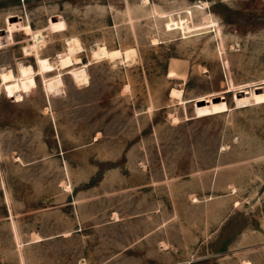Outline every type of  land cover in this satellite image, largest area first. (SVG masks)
<instances>
[{"label":"rangeland","instance_id":"374dc122","mask_svg":"<svg viewBox=\"0 0 264 264\" xmlns=\"http://www.w3.org/2000/svg\"><path fill=\"white\" fill-rule=\"evenodd\" d=\"M9 68L0 264H264V0H0Z\"/></svg>","mask_w":264,"mask_h":264},{"label":"bare ground","instance_id":"6f19581e","mask_svg":"<svg viewBox=\"0 0 264 264\" xmlns=\"http://www.w3.org/2000/svg\"><path fill=\"white\" fill-rule=\"evenodd\" d=\"M26 28H28L27 29L28 32H31L32 31V27H31L30 24H27ZM40 36L41 35H37L36 37L39 39ZM76 45L79 46L80 44H76ZM80 46H79V48H80ZM33 47H35V44L33 45ZM81 48H82V46H81ZM74 51H75V46H71L70 49H69V51H68V53H66V54L64 53L63 55H60L59 58L61 60L62 65L69 66L72 63V61H73L72 56H73ZM100 54H103L105 56H107V55L109 56V54H112V55L115 54V55H117V54H119V50L110 51L106 47H102L100 49V51H97L96 52V55H100ZM128 55H129V52H127V56ZM38 64L40 65L41 71H51V70L54 69L53 63L50 61L49 58H46V57H39L38 58ZM86 71L87 70H86V67L84 65L79 70L73 69L71 73H73V75H74V77H75V79L77 81H81V80H83V77L85 76ZM20 72H21V76L22 77H27L28 78V76H30V75H32V74L35 73V70H34V68H33L32 65H22L21 64V66H20ZM0 74H1V77H2V81H4V82H7V81L10 82V80H13V79L16 78V75H15L14 71L12 69H10V68L7 69V70H2L0 72ZM171 92H172V94H180L181 91L180 90H177V89H173Z\"/></svg>","mask_w":264,"mask_h":264}]
</instances>
